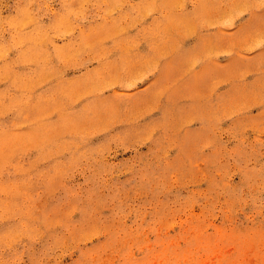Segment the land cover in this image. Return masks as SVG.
<instances>
[{
    "label": "rangeland",
    "instance_id": "rangeland-1",
    "mask_svg": "<svg viewBox=\"0 0 264 264\" xmlns=\"http://www.w3.org/2000/svg\"><path fill=\"white\" fill-rule=\"evenodd\" d=\"M0 264H264V0H0Z\"/></svg>",
    "mask_w": 264,
    "mask_h": 264
}]
</instances>
